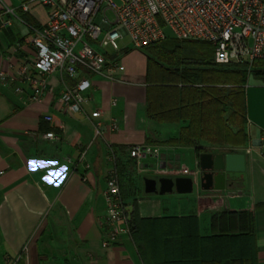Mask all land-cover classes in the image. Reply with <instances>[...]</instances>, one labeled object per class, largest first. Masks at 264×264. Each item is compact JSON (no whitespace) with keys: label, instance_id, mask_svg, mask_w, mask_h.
<instances>
[{"label":"crops","instance_id":"obj_1","mask_svg":"<svg viewBox=\"0 0 264 264\" xmlns=\"http://www.w3.org/2000/svg\"><path fill=\"white\" fill-rule=\"evenodd\" d=\"M5 4L15 10L18 19L0 33V70L12 65L16 72L23 54H13L11 47L28 37L31 27L42 26L48 11L35 4L29 12H22L20 0H0V12ZM120 48L126 69L120 75L123 81L105 83L100 77L85 74L92 84L86 92L91 100L79 113L63 109L57 101L63 86L71 84L58 73L46 78V88L51 92L38 103L28 101L31 91L27 84H21V95L0 85V264H159L166 255L191 253L192 243L181 248V238L200 246L198 239L202 242L217 235L211 227L213 214L264 204V80L260 75L249 73L244 86L245 144L220 148L200 142L207 149L204 153L231 156L243 176L227 179L223 190H202L198 181L200 154L197 156L194 148L167 144L178 139L189 122L158 123L146 115L149 89L166 82V77L141 50L130 45ZM103 52L112 55L108 48ZM217 67L213 50L211 64L205 69ZM254 69L264 70V66L248 71ZM204 77L215 80L216 75L209 72ZM194 79L200 83L198 77ZM94 111L100 113L98 118H91ZM45 115L51 117L50 123L43 120ZM111 121L116 122V131L109 130ZM96 123L101 124L99 137H95ZM47 132L57 139H45ZM135 145L157 154L138 162L129 156ZM83 150L84 162L78 163ZM154 165L177 171L187 168L195 177L194 195L193 191L143 195L142 179L147 174L160 178L150 169ZM63 166L67 171L62 181L56 178L49 183L44 179ZM111 171L117 175L127 219L133 212L135 217L130 235L103 248V192ZM121 183L131 188L123 190ZM253 243L256 264H264V208L254 212ZM203 246L210 248V243ZM230 248H234L233 243Z\"/></svg>","mask_w":264,"mask_h":264},{"label":"built area","instance_id":"obj_2","mask_svg":"<svg viewBox=\"0 0 264 264\" xmlns=\"http://www.w3.org/2000/svg\"><path fill=\"white\" fill-rule=\"evenodd\" d=\"M20 0L19 9L29 12L33 5L48 11L46 22L30 28L31 34L11 47L13 54H23L16 72L0 70V85L23 94L27 84L30 103L41 102L46 92V78L58 73L71 84L63 86L57 101L72 113L82 112V105L91 100L86 92L92 87L85 74L100 77L105 83L122 82L125 72L118 41L127 37L134 50L161 42L163 29L168 28L180 41L208 43L213 47L215 62L250 70L255 61L264 60V0ZM17 14L9 5L0 12V33L12 26ZM110 49L108 56L105 49ZM110 104L115 105V100ZM94 111L91 118H98ZM47 123L49 115L43 116ZM100 123L95 124V137L101 136ZM115 121L109 130L116 131ZM45 139L56 140L52 132ZM83 150L78 163H83ZM156 150L135 145L129 156L138 162L156 155ZM110 161L112 162L111 158ZM88 168V165L86 166ZM159 177H189L187 168H150ZM105 203V236L103 248L115 245L121 236L130 235L126 209L122 201L117 175L111 171L103 192Z\"/></svg>","mask_w":264,"mask_h":264},{"label":"trees","instance_id":"obj_3","mask_svg":"<svg viewBox=\"0 0 264 264\" xmlns=\"http://www.w3.org/2000/svg\"><path fill=\"white\" fill-rule=\"evenodd\" d=\"M182 43L189 44L185 47L189 52L187 56L161 42L146 47L152 49L148 61L156 64L166 77V82L149 89L147 117L158 123L188 121L189 125L180 130L178 139L167 144L194 148L197 156L207 152L200 142L220 148L244 145L247 141L244 86L249 73L260 75L264 80V70L248 71L218 65L216 70L209 71L205 66L211 64L213 47L204 42ZM195 44L198 45L196 48L193 47ZM258 65L264 66V60L255 61L253 67ZM209 72L216 75L215 80L204 77ZM194 77L200 79L199 84L194 83ZM210 81L214 83L210 84ZM262 208L264 204H256L242 211L223 210L213 214L211 227L217 235L202 242L198 239V243H202L200 246L188 238H181V248L192 243L191 253L166 255L161 257L159 264H256L254 212ZM134 217L133 212L128 220L130 233ZM205 243H210L212 249L204 247ZM232 243L234 248L231 250Z\"/></svg>","mask_w":264,"mask_h":264},{"label":"water","instance_id":"obj_4","mask_svg":"<svg viewBox=\"0 0 264 264\" xmlns=\"http://www.w3.org/2000/svg\"><path fill=\"white\" fill-rule=\"evenodd\" d=\"M166 39L174 36L168 28L163 29ZM257 133L256 138L259 140ZM260 143H258L259 145ZM200 177L198 179L202 190H223L227 179H235L243 176V172L237 171L240 167L229 155L201 153L198 157ZM143 192L146 195L157 194H190L193 191L194 182L189 177H160L158 179L144 177Z\"/></svg>","mask_w":264,"mask_h":264},{"label":"rangeland","instance_id":"obj_5","mask_svg":"<svg viewBox=\"0 0 264 264\" xmlns=\"http://www.w3.org/2000/svg\"><path fill=\"white\" fill-rule=\"evenodd\" d=\"M116 3L117 1L114 0ZM118 46L120 47H123L125 45H130V42H129V39L127 37H124L123 39L119 40L118 42ZM161 45H166L167 47H169L170 49L174 50L176 53H179V54H186V56L188 55L187 53V50L185 47H187V43H182V41H178L177 39L173 38V39H164L162 42H161ZM155 47H157L155 45ZM151 50L152 49H147V50H141L140 52L143 53L144 55H147V56H150L151 57ZM253 69V67L251 68ZM192 170V169H190ZM145 177H152V175L150 174H147ZM155 179H158V178H155ZM127 189V191L131 188V186L129 184L126 183V187L125 185H123L121 183V189L124 190ZM126 191V190H125ZM195 191H193V193L191 195H194ZM143 195H146L144 194V192H142ZM152 195V194H151Z\"/></svg>","mask_w":264,"mask_h":264},{"label":"clouds","instance_id":"obj_6","mask_svg":"<svg viewBox=\"0 0 264 264\" xmlns=\"http://www.w3.org/2000/svg\"><path fill=\"white\" fill-rule=\"evenodd\" d=\"M49 163L54 164L56 162H49ZM33 170H35V168H33ZM66 171H67L66 166H63L56 171H50L49 175L45 177L44 179L47 180L49 183H52L56 178H59V180L62 181L64 179L62 174L65 173ZM57 186H58V182H57Z\"/></svg>","mask_w":264,"mask_h":264}]
</instances>
